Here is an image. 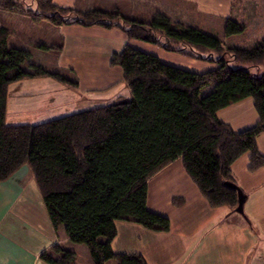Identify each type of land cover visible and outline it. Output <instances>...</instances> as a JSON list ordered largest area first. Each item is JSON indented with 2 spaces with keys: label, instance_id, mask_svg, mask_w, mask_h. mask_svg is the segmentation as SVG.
<instances>
[{
  "label": "trees",
  "instance_id": "obj_1",
  "mask_svg": "<svg viewBox=\"0 0 264 264\" xmlns=\"http://www.w3.org/2000/svg\"><path fill=\"white\" fill-rule=\"evenodd\" d=\"M34 1V9H22L32 20L117 26L128 39L194 58L227 53L240 66L231 68L217 58L218 68L195 73L126 44L112 53L110 64L120 67L129 97L35 125L7 124L10 83L45 75L73 87L77 83L36 64L23 67L30 53L7 44L12 30L3 21V14L16 11L19 4L0 0L4 12L0 13V183L28 169L53 228L62 225L71 244L84 245L92 264L111 259L116 264H147L139 254L113 251L115 222L131 221L155 232L169 230V219L147 207V182L178 158L211 207L235 208L233 162L249 153V170L264 167V155L256 145L257 135L264 133V69L258 71L264 62V37L249 47L225 48L216 36L176 25L159 12L146 22L123 17L118 10L81 12L52 0ZM244 28L228 18L224 33L235 35ZM209 83L213 89L202 95ZM246 97L252 99L258 121L235 132L216 113ZM52 251L59 257L44 252L40 258L48 264H72L75 259L74 251L58 245Z\"/></svg>",
  "mask_w": 264,
  "mask_h": 264
},
{
  "label": "crops",
  "instance_id": "obj_2",
  "mask_svg": "<svg viewBox=\"0 0 264 264\" xmlns=\"http://www.w3.org/2000/svg\"><path fill=\"white\" fill-rule=\"evenodd\" d=\"M140 1L151 2L159 13L181 25L179 19L186 15L185 11L210 15L219 5L227 14L235 0ZM3 15L7 16L5 13ZM40 21L57 30L60 43L55 48L56 66L74 74L77 83L74 88L75 107L83 105L87 110L130 96L127 85L122 81L120 67L110 64L112 53L119 52L126 44L132 47L140 44L141 49L149 50L160 60L165 59L164 63L184 70L203 73L208 69L205 62L189 59L180 52L128 39L117 26L107 28L98 24L78 23L55 25L46 19ZM40 44L51 47L44 43H38L37 46ZM227 110L231 111L226 113ZM216 114L220 121L235 132L249 128L258 121L253 101L249 97L219 109ZM256 145L264 155V133L257 135ZM28 172L25 169L24 176L30 177ZM231 172L235 184L245 196L242 215L225 205L211 207L185 173L180 158L163 167L147 182V207L158 213L160 210L152 206H156L158 197L165 201L162 209L170 219L169 230L155 232L135 222L118 220L115 222L116 236L111 242L113 251L139 254L147 264H264V167L249 170V153H244L233 162ZM21 176L17 174L0 183V264H48L40 256L46 252L52 257H59L52 251L55 245L74 251L79 264H92L85 246L71 244L64 228L54 229L49 218L46 225L39 222L40 216L30 210V201L25 204V185L22 184ZM184 178L192 186L190 198H184L182 194H164L172 187L179 189L180 179ZM157 179L159 183L155 188L159 189V193L154 195L151 182L156 183ZM174 196L184 199L174 204ZM172 209H175L176 214ZM33 213L34 216H31ZM124 231H130V234L124 236Z\"/></svg>",
  "mask_w": 264,
  "mask_h": 264
},
{
  "label": "rangeland",
  "instance_id": "obj_3",
  "mask_svg": "<svg viewBox=\"0 0 264 264\" xmlns=\"http://www.w3.org/2000/svg\"><path fill=\"white\" fill-rule=\"evenodd\" d=\"M17 2L19 8L13 12H6L5 15H7V17L4 16L3 21H5L9 29L12 30V33L7 38V44H9V46L28 50L30 53V56L24 62L23 67L28 68V64L30 63L36 64L42 66L51 73L61 74L62 78L75 81L72 71L60 69L56 66L57 50L55 48L60 43L57 30L44 21H35L32 20L29 15H24L25 13L22 9L35 8L34 0H17ZM52 3L68 4L70 5L69 7L75 8L74 11L81 12L94 9H102L109 12L118 10L123 17L136 18L146 22L150 21L158 12L157 7L155 6V9L151 2L146 3L145 1L143 2L140 0H52ZM0 13L3 14L4 12L0 10ZM185 13L186 15H182L179 19L180 22H182L181 26L195 27L207 34L214 35L222 42L225 48L233 46L249 47L253 42L264 37V0H235L229 7V12H227V14H225V11H223V8H220L219 5L214 12L210 13V15L205 13L194 14L192 11H185ZM228 18L243 23L245 25L243 32L235 35H225L224 25ZM120 22L122 23V21ZM172 23L179 25L177 22ZM140 42L142 43L143 41ZM38 43H44L51 47L41 49L39 46L43 44L37 46ZM134 47L138 50L149 53V50L141 49L140 44ZM203 55L206 58H194L189 56H187V58L205 62L207 64L206 67L208 68H206V72L218 68L217 60H215L217 58L223 60L231 68L240 66V64L233 62V57L227 53H224L221 56L212 54L211 57H209L207 53H204ZM161 60L164 62L165 59ZM258 69V71L264 69V62ZM75 87L69 85L61 78L58 79L50 75L25 78L12 82L7 86L5 122L13 125H35L86 110L82 107L83 105L75 107L77 104V102H73L76 97L74 96L76 95L74 94L76 93L74 89ZM212 89L213 83H209L202 88L201 94L205 95ZM229 111L231 110H227L226 113ZM19 174L23 175L21 176V179L23 180L22 184L25 185L23 187V197L26 199L25 204L30 201V210L35 211V214L40 216L39 222L46 225V221L48 220L47 212L34 178L31 174L30 177H28V175L24 176L25 170ZM157 183H159L158 179L156 180V183L151 182L152 194L159 193V189H157V187L155 188ZM190 187L192 186L186 178L180 179L179 189L177 187H172L164 194L167 196H169V194H182L184 198H190V196H192ZM183 197L174 196L172 202L176 204L183 200ZM158 199L159 200L155 201L156 206L153 205L152 208L160 210L158 213L163 215L164 209L162 208L164 207L162 204H164L165 201L160 199V197H158ZM187 206L189 207L188 204ZM172 210L176 214V211H174L175 209ZM25 214L28 215L26 212ZM165 214L163 216L168 218ZM31 216H34V213ZM58 227L60 230H63L62 225H59ZM129 234L130 231L123 232L124 236H128ZM100 240H103V238H100ZM78 261L79 259L75 258L73 264H79ZM104 264H116V261L111 259Z\"/></svg>",
  "mask_w": 264,
  "mask_h": 264
},
{
  "label": "water",
  "instance_id": "obj_4",
  "mask_svg": "<svg viewBox=\"0 0 264 264\" xmlns=\"http://www.w3.org/2000/svg\"><path fill=\"white\" fill-rule=\"evenodd\" d=\"M235 188L237 190V205L234 208V211L242 215L243 214V201L245 199V196L243 195V193L241 192L239 188L237 187Z\"/></svg>",
  "mask_w": 264,
  "mask_h": 264
}]
</instances>
